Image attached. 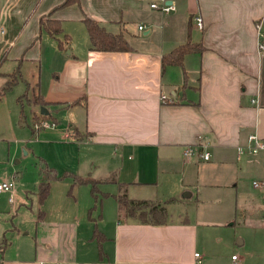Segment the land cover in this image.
<instances>
[{"label": "crops", "instance_id": "obj_1", "mask_svg": "<svg viewBox=\"0 0 264 264\" xmlns=\"http://www.w3.org/2000/svg\"><path fill=\"white\" fill-rule=\"evenodd\" d=\"M64 1L0 0V88L19 63L22 77L0 101V182L15 177L13 201L0 193V264H194L195 253L201 264H263L264 253L258 257L246 248L249 240L264 249V187L252 186L264 181V151L250 156L237 148L250 134L264 140V49H258V33L264 45V0H174L169 13L152 9V0L59 6ZM197 15L202 29L193 21ZM46 18L59 21L57 38L67 37L63 49L41 28ZM85 18L122 34L131 49L92 50ZM187 41L201 43L202 50L186 54L181 66H162V56ZM42 59L52 76L44 82L35 73L27 77V67ZM36 94L49 103L47 118L56 121L60 114L65 122L63 129L43 131L48 141L77 150L79 162L83 155L86 176L114 173L129 199L163 207L164 224L119 218L116 183L98 185L107 196L99 194L96 217L40 207L46 199L40 202L39 166L30 186L11 168L16 151L10 143L15 130L31 129L40 114ZM77 99L85 107L62 106ZM204 144L207 160L197 152L184 157L185 147ZM70 168L83 174L78 162ZM108 199L115 205L106 212L102 202ZM35 200L24 232L19 209Z\"/></svg>", "mask_w": 264, "mask_h": 264}, {"label": "rangeland", "instance_id": "obj_2", "mask_svg": "<svg viewBox=\"0 0 264 264\" xmlns=\"http://www.w3.org/2000/svg\"><path fill=\"white\" fill-rule=\"evenodd\" d=\"M67 51V50H66ZM37 74L42 78V82L47 80L52 76L51 67L46 64V62L42 59V63L39 66L29 65L25 70L26 76H31V74ZM13 88V87H12ZM16 89V88H15ZM19 92V90H14ZM20 94V93H17ZM28 90L26 95L24 96V104L25 105V115L27 122H31V112L32 109L29 107L27 103H31V100L27 98ZM56 126L54 128L63 129L64 120L60 114H56ZM39 118L38 114L32 118V120H37ZM48 120H52L47 118ZM54 121V120H53ZM46 133L49 132L47 129H40L37 133L32 131L26 124L23 127L15 130L14 136L11 138L12 147L15 149L16 153L14 159L11 162V168H15L19 170V174L22 176L25 182H30V186L32 182L37 176L38 169V158L43 159L48 163L50 167H53L59 174L64 172L72 173L73 175L78 176H86L85 174L89 171V165L86 160H84L83 155H81V159L79 162V158H77V150H73L69 147H65L61 144H55L48 141V136H44L43 131ZM17 164H14V162ZM78 162V169L83 172V174H79L77 172L74 173L73 169L70 167H74ZM97 173L95 172L94 175ZM103 185V184H101ZM103 190L112 189L111 186H100ZM32 189V187H30ZM194 192V191H193ZM22 190L19 191V198L23 196ZM100 196V195H99ZM24 197V196H23ZM102 199V197L100 196ZM103 201V200H102ZM14 201L13 204H15ZM7 207L8 203L6 202ZM12 204V205H13ZM38 201H34L33 204L31 201L28 203L27 207H20L19 209V226L23 228V226H31L32 224V214L36 211V206ZM94 202L91 197L90 186L87 184H77L74 182L73 176H66L63 179L54 180L51 182V187L46 200L40 205L42 209L51 208L52 213H57L58 210L64 209L70 212L71 218L75 216L80 219H87V215L89 209L93 206ZM103 206H106V212L108 205L114 207L115 203L113 200L108 199L102 202ZM100 204H97L96 209L92 211V215L96 217V212L99 210ZM264 205V204H263ZM70 218V217H68ZM100 225V223H99ZM25 232L26 229H21ZM237 238V237H236ZM264 241V237H263ZM255 252L258 257L262 256L264 253V249L261 247L255 246L252 242L247 240V248L246 253Z\"/></svg>", "mask_w": 264, "mask_h": 264}, {"label": "trees", "instance_id": "obj_3", "mask_svg": "<svg viewBox=\"0 0 264 264\" xmlns=\"http://www.w3.org/2000/svg\"><path fill=\"white\" fill-rule=\"evenodd\" d=\"M77 0H65L61 5L64 6L70 4L72 2H76ZM84 23L89 35L90 40V48L96 51H128L131 49L128 41L122 34H113L108 32L98 21H95L90 18H85ZM40 26L45 31H47L52 37L57 38L59 34L62 33V28L60 26L59 21L53 19H41ZM67 37L64 36L63 39L57 38L58 47L63 49V41L66 40ZM202 50L201 43H193L191 41H187L184 44H181L174 48L172 51L164 54L162 56V66L166 65H182L183 57L191 52H199ZM22 80L21 71H20V63L19 66L9 75V78L4 83V85L0 88V101L3 96L12 89V87L18 82ZM27 93V90L21 95V98L24 97ZM19 97V100H21ZM34 101L39 104L41 107H47L49 103L44 101L40 94H36L34 96ZM76 104H82L85 107L84 99H77L71 103H64L62 106H73ZM22 116V109L20 111ZM39 117L47 118L49 113L46 115L40 114ZM39 171L42 178V183L39 186V197L40 202H43L49 194L51 180H59L63 179L66 176H73L74 182L77 184H87L90 186L91 196L94 201V205L89 209V217L92 211L95 209L97 204L99 203V194L103 196H107L106 193H100L98 189L99 184L103 183H116L120 186L117 194L113 195V197L117 201L118 206V216L119 218H136L142 222H150L151 224H164L167 213L165 209L158 205H153L145 200H132L129 199L126 192V186L123 184H119L116 174H112L106 178H93L91 176H78L73 175L69 172H64L62 174H58V172L50 167L42 160L38 161ZM93 238L97 240L99 243V251L101 252V242H102V234L98 231L95 226L93 230Z\"/></svg>", "mask_w": 264, "mask_h": 264}, {"label": "built area", "instance_id": "obj_4", "mask_svg": "<svg viewBox=\"0 0 264 264\" xmlns=\"http://www.w3.org/2000/svg\"><path fill=\"white\" fill-rule=\"evenodd\" d=\"M174 0H152L150 2V7L152 9H156L161 11L162 13H169L175 9V6L173 4ZM193 21L195 25L199 28H203V19L200 15L194 16ZM257 29H260V22L256 24ZM139 29H142V26L138 27ZM263 37V34L258 33V49L261 51L264 49L263 43L260 41V39ZM162 99L165 98V96L161 97ZM254 101V100H253ZM56 126L55 121L48 120L47 118L39 117L37 120H34L31 125V130L34 132H38L40 129H53ZM202 149V150H201ZM206 145H198L197 147L187 146L183 149V155L184 157H190L195 152L200 153V157L204 160H207L209 158V153L205 150ZM264 151V140H262L260 137H258L256 134H250L247 137V144L246 146H239L237 148V152L239 154H247L250 156H254L258 154L259 152ZM15 186V177L11 176L7 181L0 182V193H8V201H13V189ZM252 186L255 188H261L264 187V181L260 180H254L252 181ZM264 189V188H263ZM262 200L264 203V190L262 192ZM264 222V218H263ZM195 262L194 264H201V255L199 253H195ZM231 259L233 261L237 260V255H232ZM264 264V263H263Z\"/></svg>", "mask_w": 264, "mask_h": 264}, {"label": "water", "instance_id": "obj_5", "mask_svg": "<svg viewBox=\"0 0 264 264\" xmlns=\"http://www.w3.org/2000/svg\"><path fill=\"white\" fill-rule=\"evenodd\" d=\"M41 114H43V115L48 114V111H47V109H45V107H41Z\"/></svg>", "mask_w": 264, "mask_h": 264}]
</instances>
